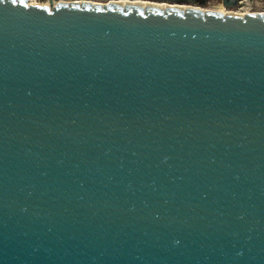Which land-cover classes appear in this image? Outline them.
<instances>
[{"label": "water", "instance_id": "obj_1", "mask_svg": "<svg viewBox=\"0 0 264 264\" xmlns=\"http://www.w3.org/2000/svg\"><path fill=\"white\" fill-rule=\"evenodd\" d=\"M103 1L0 0V264H264V13Z\"/></svg>", "mask_w": 264, "mask_h": 264}, {"label": "built area", "instance_id": "obj_2", "mask_svg": "<svg viewBox=\"0 0 264 264\" xmlns=\"http://www.w3.org/2000/svg\"><path fill=\"white\" fill-rule=\"evenodd\" d=\"M40 1L41 0H34L33 3L29 2V1H28V3H30L32 5H39V6L46 5V6H48V2L41 3ZM259 4H264V0H240L237 2V5L235 8H231V9L224 8V9H226L224 14L235 15V16H244L245 14H248V13H264V12L259 11Z\"/></svg>", "mask_w": 264, "mask_h": 264}, {"label": "rangeland", "instance_id": "obj_3", "mask_svg": "<svg viewBox=\"0 0 264 264\" xmlns=\"http://www.w3.org/2000/svg\"><path fill=\"white\" fill-rule=\"evenodd\" d=\"M31 3L34 2V0H27ZM57 1H69V0H52V3L54 2H57ZM87 2H90V3H96V4H105L107 3V1H103V0H86ZM111 2L113 3H116L118 1H126V2H143V3H147L149 1L147 0H110ZM41 3H46L48 2V0H41L40 1ZM49 4V3H48ZM151 4V2H150ZM154 5H157L156 3ZM189 6H181V8H188ZM189 8H196V9H199V10H202V11H219L222 9V11H226V9H224V7L218 3V2H209L205 7H196V6H190ZM259 11L260 12H264V4H259Z\"/></svg>", "mask_w": 264, "mask_h": 264}, {"label": "bare ground", "instance_id": "obj_4", "mask_svg": "<svg viewBox=\"0 0 264 264\" xmlns=\"http://www.w3.org/2000/svg\"><path fill=\"white\" fill-rule=\"evenodd\" d=\"M116 4H119L121 6H124V5H133V6H138V7H142V8L147 7V6H153V7H157V8H165L166 7V5H163V4L154 5L155 3H151L150 4V2H147V3L141 2V3H139V2L118 1V2H116ZM217 12L225 13L224 11H222V9L219 10V11H217Z\"/></svg>", "mask_w": 264, "mask_h": 264}]
</instances>
